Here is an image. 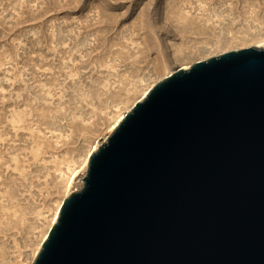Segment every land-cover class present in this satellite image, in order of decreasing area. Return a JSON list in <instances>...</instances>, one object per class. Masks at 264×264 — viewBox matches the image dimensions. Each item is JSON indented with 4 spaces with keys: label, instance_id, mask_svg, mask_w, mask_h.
<instances>
[{
    "label": "water",
    "instance_id": "1",
    "mask_svg": "<svg viewBox=\"0 0 264 264\" xmlns=\"http://www.w3.org/2000/svg\"><path fill=\"white\" fill-rule=\"evenodd\" d=\"M32 264H264V48L154 84L91 154Z\"/></svg>",
    "mask_w": 264,
    "mask_h": 264
},
{
    "label": "rangeland",
    "instance_id": "2",
    "mask_svg": "<svg viewBox=\"0 0 264 264\" xmlns=\"http://www.w3.org/2000/svg\"><path fill=\"white\" fill-rule=\"evenodd\" d=\"M63 1L0 0V264L34 262L68 177L79 172L72 186L82 189L87 153L107 141L115 119L146 88L222 53L264 48V23L246 32L241 22L221 40L214 34L194 47L182 46L169 29L158 33L161 53L150 44L135 74L133 58L123 59L136 44L146 51L148 34L134 29L148 0H120L115 10L104 11L118 20L105 35L85 23H95L102 0ZM78 1L83 9L76 8ZM179 1L158 0L161 6ZM61 31L69 34L64 43L55 40ZM13 118L19 121L11 123Z\"/></svg>",
    "mask_w": 264,
    "mask_h": 264
},
{
    "label": "bare ground",
    "instance_id": "3",
    "mask_svg": "<svg viewBox=\"0 0 264 264\" xmlns=\"http://www.w3.org/2000/svg\"><path fill=\"white\" fill-rule=\"evenodd\" d=\"M50 3L54 0H48ZM120 0H102L96 7L97 19L95 23H92L94 19H88L85 21L86 28L91 26H96L102 29V35L108 33L109 29L115 26L117 23V15H106L104 11L116 9L120 4ZM143 1V0H135ZM70 0H64L63 3H68ZM77 9H83V4L81 1H78ZM140 25L134 30L144 31L147 33V39L144 40L142 45L146 48V51L139 49V45L136 44L135 52L133 50L127 49L128 53H125L126 61L128 58H133L130 67L135 69V74L140 72V69H137V64L143 58H146L148 52V46L154 44V47L161 53V44L158 38V33L163 31L167 32L169 29H173L175 34H177L181 39L182 46L194 47L201 44L200 40H205V43H208L209 37L216 38L214 34H218L220 38L221 35L226 33H231L234 27H236L241 22H245L243 29L248 32L253 30V28H258L264 23V0H181L176 3H165L161 6V3L158 0H148L144 8V11L141 14ZM161 23V26L159 24ZM256 23L255 27L252 28V24ZM254 29V30H256ZM209 36H208V35ZM128 35L131 42L134 39V32L130 30ZM68 35H64L61 31L55 40L58 43H64L63 40L67 39ZM222 38H220L221 40ZM258 38H251L249 41H254ZM72 41H75V37L71 38ZM87 39H84L80 46H85ZM73 43V44H74ZM134 44V43H132ZM135 45V44H134ZM264 47V46H263ZM132 51L133 53H131ZM137 51V52H136ZM178 54L179 51H176L175 54ZM133 56V57H132ZM188 69V68H184ZM152 87L146 88L141 96L137 99L138 102L145 98ZM134 105V104H133ZM130 111V110H129ZM128 113V112H127ZM126 113L120 114L111 125L109 133L111 134L113 130L119 125ZM19 121L17 118H13L11 123ZM108 133V134H109ZM100 146V143H96L90 151L87 153L85 159L83 160L81 171L86 173L89 165V157L93 152H95ZM79 172L73 173L67 179L65 187L62 189L63 194L62 198L58 202L56 210L53 212L50 223L45 227L43 237L37 247L36 253L37 256L42 243L46 240L48 233L51 227L57 222L60 207L62 201L70 196L73 190V181Z\"/></svg>",
    "mask_w": 264,
    "mask_h": 264
}]
</instances>
